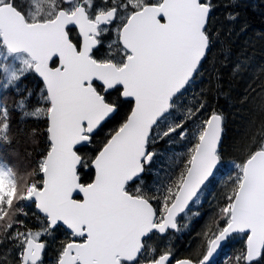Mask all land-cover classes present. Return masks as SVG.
Here are the masks:
<instances>
[{"label":"snow or ice","instance_id":"6c2138e0","mask_svg":"<svg viewBox=\"0 0 264 264\" xmlns=\"http://www.w3.org/2000/svg\"><path fill=\"white\" fill-rule=\"evenodd\" d=\"M242 3L0 0V264H46L50 248L53 264H212L237 238L228 264H264V80L236 101L249 120L229 149L217 107V11L230 36ZM209 64L215 87L186 105ZM161 144L174 152L162 175ZM229 157L180 256L181 221Z\"/></svg>","mask_w":264,"mask_h":264},{"label":"trees","instance_id":"16d2710c","mask_svg":"<svg viewBox=\"0 0 264 264\" xmlns=\"http://www.w3.org/2000/svg\"><path fill=\"white\" fill-rule=\"evenodd\" d=\"M226 0H221V3ZM241 16L239 22L233 25L231 35H225L228 29L227 22L223 16L226 9L223 7L217 11V25H224V32L221 33V41H218L215 46L216 63L215 67L221 72V88L219 91L228 92L227 98L221 97L217 102V107L226 116L225 123V147L229 149L232 143L242 137L245 132L249 116L245 115L247 105H241L236 101L245 94L246 86L252 81L264 80V0H243L242 6L237 9ZM241 26L245 27V31H241ZM227 50V51H225ZM227 56L225 67H221L219 61L224 60ZM239 64L241 71L235 76L232 75V69ZM205 72L201 78H198L196 83L189 90L188 96L185 99V104L191 106L196 102L201 89L214 88L215 79L213 78V66L205 65ZM211 99V97H210ZM15 126V125H14ZM256 128H259L257 120ZM25 145H21V149ZM29 148L31 145H27ZM160 150L165 154L172 152L164 144L159 145ZM160 156L154 161V167L160 170L161 175L166 165L168 158ZM235 170L232 168L231 157L224 161L223 167L215 174V178L207 185L204 191L201 204L192 207L189 218L181 221V232L177 233L174 238V243L178 254L183 256L187 254L190 247L197 242V233L206 227L211 214L216 206V198L219 196L221 189L227 180L229 174L234 175ZM149 182L153 180V176H147ZM199 212L202 215L195 217L192 214ZM188 223V229L183 228V224ZM240 239H230L222 249L219 256L212 261V264H228L229 258L241 247ZM55 252L49 249L46 256V264H53Z\"/></svg>","mask_w":264,"mask_h":264},{"label":"water","instance_id":"95a60500","mask_svg":"<svg viewBox=\"0 0 264 264\" xmlns=\"http://www.w3.org/2000/svg\"><path fill=\"white\" fill-rule=\"evenodd\" d=\"M227 242L223 243L221 248L214 254L213 258H212V261L215 260L219 254L221 253L222 249L224 248V246L226 245Z\"/></svg>","mask_w":264,"mask_h":264},{"label":"rangeland","instance_id":"374dc122","mask_svg":"<svg viewBox=\"0 0 264 264\" xmlns=\"http://www.w3.org/2000/svg\"><path fill=\"white\" fill-rule=\"evenodd\" d=\"M169 149H172V148H169ZM172 155H173L172 152H168V153L165 154L164 156L167 157L168 160H169V157L172 156ZM201 198H202V196H201Z\"/></svg>","mask_w":264,"mask_h":264}]
</instances>
